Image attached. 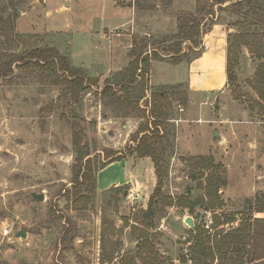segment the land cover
Wrapping results in <instances>:
<instances>
[{"label": "rangeland", "instance_id": "obj_1", "mask_svg": "<svg viewBox=\"0 0 264 264\" xmlns=\"http://www.w3.org/2000/svg\"><path fill=\"white\" fill-rule=\"evenodd\" d=\"M67 1L70 9L64 8ZM224 1L228 2L222 4ZM12 2L19 1L0 0V17L13 14ZM138 2L142 7H138ZM235 2L24 0L13 35L6 37L0 29V56L37 47L57 48L73 66L85 71L87 89L81 101L73 104L60 87L53 85L52 79H43L38 73L31 76L19 72L17 78L0 81V264H123L122 258L136 255L140 240L132 227L135 218L147 210L157 177L154 169L155 178L151 179L154 164L150 158H145L150 162L148 166L140 163L142 158L134 151L133 138L146 124L152 131L156 129L154 124L158 120L145 108L151 107L149 97L162 90L167 94L162 105L168 116L167 127H162V156L168 169L163 190L174 198V205L165 209L154 238L164 264H193L190 260L183 262L184 256L190 257L189 232L198 226L210 230L215 215L221 224L233 214L237 220L217 231L238 227L245 214L264 219V213L248 210L251 206L255 209L264 194V112L255 103L258 95L254 88L256 70L264 61L244 48L237 70L241 90L230 87L225 75L212 91L193 95L184 78L186 65H175L168 54L181 48L187 63L207 51L201 46L192 50L190 42L181 43L175 37L179 18L185 14L201 18L197 11L205 7L214 15L202 16L204 34L212 32L215 25L222 32L220 38L230 32L249 31V26L235 25L238 17L226 9ZM127 5L131 15L129 10L125 16L129 14L132 21L128 27L112 32L107 28L103 34H94V29L88 32L90 24L98 25L101 13L110 14ZM134 37L147 38L146 54L156 51L162 56L153 62L148 75L139 73V83L132 91L133 100H139V108L146 112L143 118L137 117L139 112L134 107L126 109L103 95L105 87L112 86L116 96L125 97L118 84L120 74L128 66L121 67L116 61L107 70L104 56L115 55L119 43L128 45ZM105 42L106 47L102 46ZM89 43L100 44L106 51L90 53L86 49ZM129 50L127 58L132 47ZM86 63L88 67L81 66ZM85 153L90 156L80 161ZM116 157L126 159V164L115 165L100 180L120 181L121 187L129 186L125 197L117 193L105 195L110 188L98 185L97 196L88 204L75 203L73 197L68 199L66 192L73 189L77 168L85 166L89 159L101 166ZM199 158H212L213 170L220 171L227 181L219 193L223 205L216 213L200 207L190 212L177 205L180 197L190 191L194 197L204 194L200 181L193 179L202 173L201 166L194 165V159ZM125 167L134 174L128 181L134 179L142 183V188L134 191L131 183L123 181ZM210 173L207 171L206 176ZM131 191L140 198L131 202ZM33 194H43L45 200L38 202ZM105 216L112 231L106 234L110 243L105 255L109 256L103 263L102 236L108 228L103 225ZM188 219H192L194 228L187 224ZM22 231L26 238L17 237ZM64 236H68L66 245Z\"/></svg>", "mask_w": 264, "mask_h": 264}, {"label": "trees", "instance_id": "obj_2", "mask_svg": "<svg viewBox=\"0 0 264 264\" xmlns=\"http://www.w3.org/2000/svg\"><path fill=\"white\" fill-rule=\"evenodd\" d=\"M18 1L17 4L14 2L11 4V8L14 10L13 14L7 18H4V16L0 17V29L3 30L6 37H11L15 30V22L24 3V0ZM227 2L224 1L222 4ZM137 5L142 7L140 2ZM226 9L238 17L239 21L235 25L250 27L249 31L230 32L227 36V83L230 87L241 90L238 84L237 70L241 64L243 49H248L251 54L256 56L257 60L264 61V0H236L233 5ZM197 13L199 16L202 14L204 18L214 15V11H208L207 7L198 10ZM202 16L198 18L194 14H185L179 18V32L175 37L181 43L190 42L193 45V47L190 46L192 50L198 49L202 44V36L204 34L202 31ZM253 27L256 29L252 30ZM7 41L9 42V39ZM7 48L12 49L10 47ZM146 48L147 38H133V47L130 52L131 62L127 69L120 74L121 79L118 84L125 91V97L116 96L112 86H106L103 91L104 97H110L112 103H118L126 109L134 107L136 112H139L137 116L139 118H143L146 112L139 108V100L136 102L133 100L132 91L134 86L139 83L140 74L142 76L148 75L152 69L153 62L162 59V56L156 51L152 55L146 54ZM168 54L175 65L186 60V53L182 54L181 48ZM198 57H200V54L197 55ZM16 69L18 74H16ZM19 72L28 73L31 76L38 73L43 79H52L53 85L60 87L66 99L73 104L81 101L87 89L85 71L73 66L69 57L63 55L54 47H37L24 52H6L1 54L0 81L17 78ZM254 88L258 95V100L255 103L264 112V62L256 70ZM174 89L176 88L172 90ZM166 96V92L162 90L151 97L150 114L155 120H158L154 124L156 129L152 131L149 125L146 124V126H142L136 132L133 138V142L136 143L134 151L137 156L152 160L157 177V185L149 199L147 210H143L135 218V224L132 227L134 232H137L140 248L134 257L122 258V261L124 260L123 264H137L138 260L142 261V264H164L162 255L155 245L154 238L158 234L159 221L165 217V209L174 205V198L166 195L163 190L164 180L168 174L167 164L162 156L165 135L162 127L166 128L168 121L167 113L162 105V101L165 100ZM127 115L129 114L127 113ZM74 134L79 138L77 129H75ZM76 142L79 145V141L77 140ZM88 156L90 154L85 153L83 158H80V161ZM122 160V157H116L101 166L97 163H92L90 159L86 161L85 166H80L75 171L73 189L66 192L68 199L75 198V203L84 202L88 204L92 202L98 194L97 176L99 171L113 162ZM194 165L196 168L201 166L202 173L198 176L196 175L193 179L200 181V187L204 194L200 197H194L190 191L180 197L177 205L182 206L184 209H189L190 212H194L195 208L200 207L206 211L216 213L217 210H221L223 205L219 193L227 185L226 178L220 174V171L215 172L213 170L215 167L212 158L194 159ZM207 171L212 173L206 176ZM128 189L129 186L114 187L106 192L105 195L117 193L125 197V192ZM250 209L259 214L264 213V194L257 200L255 209H252V206L248 210ZM236 221L233 214L225 220V224H221L218 216L215 215L214 223L210 227V230L214 231V233L201 226H198L195 230H190L189 240L187 241L190 244V257L187 259L184 256L183 262L186 263L190 260L193 264H215L216 261L220 262V264H264V219L254 218L253 215L245 214L240 219L238 227L227 231H217L219 227L232 225ZM103 225L105 227L108 225L106 216L103 220ZM110 230L112 231V228L108 227L105 229L102 236L103 263L109 256L105 255V250L107 249L106 245L110 243L106 236ZM67 237L64 236L63 238L64 245H66ZM114 251L116 253L117 250ZM112 256L114 257V255Z\"/></svg>", "mask_w": 264, "mask_h": 264}, {"label": "crops", "instance_id": "obj_3", "mask_svg": "<svg viewBox=\"0 0 264 264\" xmlns=\"http://www.w3.org/2000/svg\"><path fill=\"white\" fill-rule=\"evenodd\" d=\"M45 1V0H44ZM117 0H114V2ZM128 6V5H127ZM64 8L70 9V2H66ZM130 10V15H131V9L130 6L124 7L120 6L118 10H113L110 14L106 12L101 13L99 16V21H98V29L96 30L97 26H94L93 24H90L88 26V32L92 33L94 29V34H103L107 28H111L110 32L112 30H116L118 28H125L128 27V25L132 22L131 21V16L128 14V16H125V13ZM97 15V14H96ZM127 17V18H126ZM87 34L89 35V33ZM221 30L218 27V25H215L214 30L207 34H203L202 36V44L201 47L205 48L207 51L203 53V55H200V57H196L189 62H182L177 64V66H185V74L184 78L187 81L188 84V92L195 95L197 93H205L207 91H212L214 87H216L218 82H221L224 80V77L226 75V67H227V35H223L222 38H220L221 35ZM132 34L129 35V37ZM106 36V35H105ZM105 38V37H104ZM107 39V37L105 38ZM91 44V45H89ZM86 46V49L92 53V51H104L106 48H101L100 44L96 45L94 43H89ZM106 42L102 46L106 47ZM133 47V39L131 43L128 45H123L122 43H119L116 48H115V55L112 53L107 56V54L104 56L105 61H104V68L109 69L112 68L114 64H119L124 66L126 64L129 66L131 59L127 56L129 54V49ZM106 51V50H105ZM89 53V54H90ZM92 55V54H91ZM120 59V62H119ZM125 59V60H124ZM103 60V59H102ZM117 61V63H116ZM102 62V61H101ZM103 63V62H102ZM83 64V63H82ZM86 63L85 65H81L84 68L88 67ZM121 67L118 69L120 70ZM208 80V81H207ZM207 82V83H206ZM149 99H152L149 97ZM126 159H123L122 161H116L108 166H106L104 169L100 170L97 176V181L98 185L104 189H111L114 187H121L120 181H113L112 183H103L100 180L101 175L106 172L107 170L113 168L115 165H121V164H126ZM140 163H145L146 166H148L150 162H148V159L145 160V158L140 159ZM143 165V164H142ZM125 176H124V182L125 183H131L133 185L134 191L139 190V188H142V183H139L136 180H130L132 179L134 174L132 175V172L129 168V170L126 169L125 167ZM151 175L152 178L154 179V167L152 166L151 168ZM116 185V186H114ZM129 185V184H128Z\"/></svg>", "mask_w": 264, "mask_h": 264}, {"label": "water", "instance_id": "obj_4", "mask_svg": "<svg viewBox=\"0 0 264 264\" xmlns=\"http://www.w3.org/2000/svg\"><path fill=\"white\" fill-rule=\"evenodd\" d=\"M215 137H218V134L216 133L215 134ZM33 196V198L36 200V201H38V202H42V201H44L45 200V196L42 194V195H37V194H33L32 195ZM187 224H189V226H191V228H194L195 227V225H194V223H193V221H192V219H188L187 221ZM17 237L18 238H26L27 237V234L25 233V232H19L18 234H17Z\"/></svg>", "mask_w": 264, "mask_h": 264}, {"label": "built area", "instance_id": "obj_5", "mask_svg": "<svg viewBox=\"0 0 264 264\" xmlns=\"http://www.w3.org/2000/svg\"><path fill=\"white\" fill-rule=\"evenodd\" d=\"M151 100V99H150ZM146 110L147 109H149L150 110V108H145ZM140 198V195L137 193H135V192H133V191H131V193L129 194V200L131 201V202H133V201H136V200H138ZM5 229V228H4ZM4 233H5V236H8L9 235V231L6 229V230H4Z\"/></svg>", "mask_w": 264, "mask_h": 264}]
</instances>
